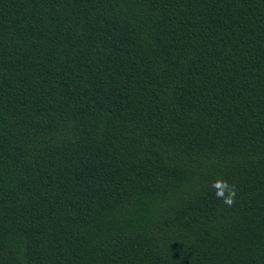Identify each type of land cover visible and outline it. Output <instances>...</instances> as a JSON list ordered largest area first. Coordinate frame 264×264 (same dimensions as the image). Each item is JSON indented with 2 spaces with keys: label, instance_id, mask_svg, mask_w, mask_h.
Masks as SVG:
<instances>
[{
  "label": "trees",
  "instance_id": "1",
  "mask_svg": "<svg viewBox=\"0 0 264 264\" xmlns=\"http://www.w3.org/2000/svg\"><path fill=\"white\" fill-rule=\"evenodd\" d=\"M0 264H264V0H0Z\"/></svg>",
  "mask_w": 264,
  "mask_h": 264
},
{
  "label": "clouds",
  "instance_id": "2",
  "mask_svg": "<svg viewBox=\"0 0 264 264\" xmlns=\"http://www.w3.org/2000/svg\"><path fill=\"white\" fill-rule=\"evenodd\" d=\"M223 185V187L227 190L228 196L225 197L222 192L217 191V198L221 199L223 203L227 206H231L234 203L236 190L234 185L228 184L227 181H215L213 183V188L216 189L218 185Z\"/></svg>",
  "mask_w": 264,
  "mask_h": 264
}]
</instances>
